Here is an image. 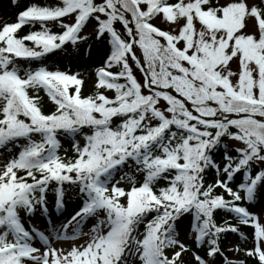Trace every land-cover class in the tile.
I'll return each instance as SVG.
<instances>
[{"label":"snow or ice","instance_id":"snow-or-ice-1","mask_svg":"<svg viewBox=\"0 0 264 264\" xmlns=\"http://www.w3.org/2000/svg\"><path fill=\"white\" fill-rule=\"evenodd\" d=\"M0 150V264H264V0L27 5L0 24Z\"/></svg>","mask_w":264,"mask_h":264},{"label":"trees","instance_id":"trees-1","mask_svg":"<svg viewBox=\"0 0 264 264\" xmlns=\"http://www.w3.org/2000/svg\"><path fill=\"white\" fill-rule=\"evenodd\" d=\"M31 3L50 4L47 0H16V3H13V4L10 2V0H2V3L0 4V8H1L0 12L3 11L4 14H2V15H4V16L2 17V20L0 21V24H2L3 22H14L15 19H16L17 13L20 10H22L23 8H25L27 5L31 4ZM117 26L121 27L119 25H117ZM50 27L52 28L53 31L59 30L57 28V26H55V25H50ZM38 28H39V25H35V26L25 25L19 31V34L20 35H24V34H27L30 30H37ZM63 55L64 54H62V53H58L56 55L49 54V56L44 61V63L47 64L50 67H59L61 69L70 67L72 71L81 70V68H78V64L82 66L84 61L72 60L71 63H70L69 59L65 58V56H63ZM54 57H61V58H58L57 60H55ZM22 66L23 67H28L29 65L22 63ZM31 66L32 67H36L37 65L33 64ZM135 74H136L137 78L142 81V75L140 74V72L138 70H135ZM89 80L91 82L89 87H87V88H85L83 90L85 95L89 93L90 87L92 85V80L91 79H89ZM41 92H43V90H41ZM107 94L110 95V96L112 95L111 92H108ZM41 106H42V109L45 112L53 110V107H54L52 105V103L50 105H48V106H46L45 103L44 104L41 103ZM60 139H61V144H62V149H61L60 154L62 156H64V155H67V156L73 155L72 150H71V146H70V144H71L70 139L67 138V137H60ZM82 142L83 141L81 140V143ZM226 142H228L231 145L230 141H226ZM64 149H67V153L64 152ZM0 152H2V150H0ZM0 157H1L0 159L3 158L2 156H0ZM211 178H212V173L210 172L209 175H208V179L211 180ZM246 206H249L250 210H252V211H256V212L259 211V208L257 206H255V205H246ZM216 219H217L218 223H223L224 220H228L230 223H233V224L236 223V220L233 217H231L230 215H225L222 211L217 213ZM44 225L45 224H42V225L37 226V227L38 228H42V226H44ZM178 230L181 232L182 238H185L187 240V243H189L191 245L192 241L190 239H187V237L184 236V228L181 227ZM240 230L243 231L246 236L252 231L251 228L246 227V226H240ZM141 231H143L142 227H141ZM232 239H235L236 243L242 248L248 246V245L245 244L244 241L240 240V238L236 234L229 233L223 239V249H224L225 254L227 256H228L229 252L227 251L226 247H227V245L229 244V242ZM201 254H203V253L201 252ZM186 259H187V257H186ZM238 259H245V257L243 256V254H239ZM130 264H138V260L136 258H133L131 260ZM246 264H251V262L250 261H246Z\"/></svg>","mask_w":264,"mask_h":264},{"label":"rangeland","instance_id":"rangeland-1","mask_svg":"<svg viewBox=\"0 0 264 264\" xmlns=\"http://www.w3.org/2000/svg\"><path fill=\"white\" fill-rule=\"evenodd\" d=\"M50 4H53V3H55L56 2V0H47ZM2 3V0H0V4ZM0 10H1V8H0ZM2 14H4V12L2 11V12H0V16H2ZM156 23L157 24H159L162 28H164L165 30H168L169 29V26L168 25H166V24H160V22H159V20H157L156 21ZM91 26H89V28H90ZM88 31V29H86L85 30V32H87ZM64 56V55H63ZM62 56V57H63ZM58 58H61V57H54V59L55 60H57ZM232 68H233V70H235L236 69V64H232ZM86 86H88V83H86ZM85 87V86H84ZM30 94H31V92H30ZM173 94H175V93H173ZM39 96H40V99H41V103H45L46 104V106H48V105H50L51 104V102L48 100V98H47V96H46V94L44 93V92H40L39 93ZM230 143H232L231 141H230ZM1 158V157H0ZM33 219H31V221L32 220H36V222H37V224H35V225H42V224H44V222H43V219H39L37 216H35V217H32ZM44 227V226H43ZM42 227V228H43ZM85 231H87V228H85ZM72 242L71 241H68V242H56V243H54V246L55 247H58V248H68L69 246H70V244H71ZM75 243L76 244H80V243H83V240H80V239H78V240H76L75 241ZM235 245H237V243H236V240L235 239H232L230 242H229V244L227 245V251H228V249L229 248H232V247H234ZM229 252V254H228V257L229 258H232V259H238V256H239V254H234L233 252H230V251H228Z\"/></svg>","mask_w":264,"mask_h":264}]
</instances>
